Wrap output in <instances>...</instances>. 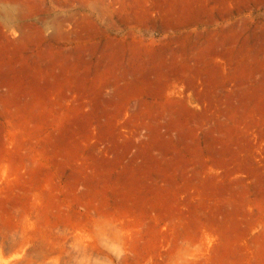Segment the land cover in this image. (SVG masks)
<instances>
[{
    "label": "rangeland",
    "instance_id": "1",
    "mask_svg": "<svg viewBox=\"0 0 264 264\" xmlns=\"http://www.w3.org/2000/svg\"><path fill=\"white\" fill-rule=\"evenodd\" d=\"M0 264H264V0H0Z\"/></svg>",
    "mask_w": 264,
    "mask_h": 264
}]
</instances>
